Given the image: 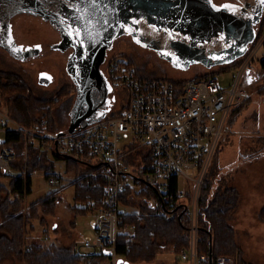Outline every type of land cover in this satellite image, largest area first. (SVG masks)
I'll return each instance as SVG.
<instances>
[{"label":"built area","instance_id":"2783aa9c","mask_svg":"<svg viewBox=\"0 0 264 264\" xmlns=\"http://www.w3.org/2000/svg\"><path fill=\"white\" fill-rule=\"evenodd\" d=\"M258 42L257 47L253 42L244 53L227 86L221 84L216 74L188 77L181 83L166 77L141 76L132 61L115 54L109 70L113 84L127 89L124 106L115 115H106L64 135L51 128L44 116L46 111L39 122L26 126L0 107V133L20 131L24 136V166L20 169L12 167L15 150L6 143L5 136H0V170L19 172L25 178L37 174L38 168L29 169L27 165L32 142L41 143L42 147L51 145L62 155L89 156L88 161L96 166H86L98 169L82 170L80 175L89 177L93 186L102 188L103 194L96 208H91L93 200L90 201L93 235L85 237L83 247H102L115 260L118 231L122 230L127 240L133 241L135 224L142 216L167 215L169 206L177 202L181 204L178 208L184 209L189 228V243L181 250V258L188 264H205L207 256L198 249L200 188L217 146L228 133L230 115L250 97L245 81L254 72L252 60L264 43V32ZM50 107L47 103L46 109ZM133 152H136L133 164L126 162L124 158ZM179 177L190 181L191 194L178 189ZM125 186L143 192H153L156 188L158 197L143 195L132 201L128 196L129 200L123 202ZM121 204L135 205L137 211L122 210ZM126 213H135V220L121 228L120 220Z\"/></svg>","mask_w":264,"mask_h":264},{"label":"rangeland","instance_id":"374dc122","mask_svg":"<svg viewBox=\"0 0 264 264\" xmlns=\"http://www.w3.org/2000/svg\"><path fill=\"white\" fill-rule=\"evenodd\" d=\"M13 23L15 35L19 41L42 42L45 47L48 43L57 40V33L54 32L52 26L38 16L19 14L13 18ZM258 41L259 39L253 46L257 47ZM131 42L130 36L127 35L119 38L116 42L115 54L129 55L141 76L165 77L171 76L172 72H175L174 75L189 74L192 77L201 73L216 74L221 84L227 86L236 74V67L233 63L219 68L205 69L201 65H194L195 62L186 60L183 52L176 47L164 45L161 49H153L140 45L134 46ZM263 55L264 46L262 45L256 51L255 59L252 60L254 72L251 73L249 80L247 78L248 82L245 81L250 97L248 101L243 102L240 114L230 115L228 133L220 142L221 150L217 157L212 158L208 169V171L211 170L214 164L213 174L218 183L232 185L239 190L238 206L230 223L236 231L238 243L243 248V257L250 264H264V221L259 218V211L264 206V94L259 92L260 87L264 85V70L258 63ZM42 69L51 71L54 76V80L48 86L38 83L37 76ZM0 72L20 76L27 84L29 91L37 97L50 96L64 87L67 96L62 97L55 104L52 118L58 129L68 126L73 99L68 96V86L71 81L65 71V55L62 52L52 51L22 62L0 50ZM37 85L43 88L40 87L39 90ZM117 95L120 104H124L127 100V89L124 86H117ZM0 136H4L3 132ZM249 153L253 155L247 156ZM47 159L52 166L38 168L37 174L30 176V192L25 194V200L22 202L20 211L25 220L28 219V225L31 224L34 227L27 232L25 239L26 241L56 242L65 246L91 249L82 245L87 235H93L90 219L94 214L88 209H80L86 206V203L75 198L74 184L71 183L74 176L65 171L64 159H56L51 153ZM91 161L94 162L95 158ZM2 181L7 182V178H2ZM178 189L188 195L191 194L192 185L190 181L179 177ZM53 190L59 191V201L56 203L53 214L43 216L46 224H42L39 219L30 217L29 203ZM120 207L127 212L137 211L135 205L121 204ZM185 218L188 219L186 215ZM112 264H117L114 257ZM133 264H188V262L181 258L180 253L166 250L158 254L155 260H144ZM217 264H234V262L229 257L221 256Z\"/></svg>","mask_w":264,"mask_h":264},{"label":"trees","instance_id":"16d2710c","mask_svg":"<svg viewBox=\"0 0 264 264\" xmlns=\"http://www.w3.org/2000/svg\"><path fill=\"white\" fill-rule=\"evenodd\" d=\"M264 32V20L261 29L254 41L262 36ZM264 46V43H263ZM243 60V57L234 62L236 67ZM260 68L264 70V55L258 60ZM199 75L195 77H201ZM174 82L181 83L182 80L169 78ZM259 92L264 94V85L260 87ZM64 87L50 96L44 95L37 97L29 91L24 80L13 73L0 72V107L7 114L18 122L30 126L39 122L44 111L53 130H59L53 118L52 111L62 97L67 96ZM56 98V99H55ZM248 101V98L243 102ZM238 104L232 113L240 114L244 103ZM51 107L46 109V104ZM124 106V105H123ZM113 113L112 115H115ZM6 143L15 150V160L12 163L14 169H20L24 166L23 152V133L20 131H10L4 134ZM221 145L217 146L215 155L221 150ZM53 154L56 159H64L65 171L70 172L74 178L71 183L74 184L75 198L85 201L86 206L81 210H89V204L92 202V209L100 204L103 194L102 188L93 186L89 177L80 175L83 170H96L97 167H88L72 158H66L51 145L41 146V143L32 142L28 147L27 165L29 168H50L52 163L47 159L49 154ZM84 160H90L89 156L77 155ZM136 152L126 156V162L132 163ZM253 154H247L252 156ZM213 165L211 170L205 176L199 195V241L198 249L207 256L205 264H209V237L212 235V256L213 264L221 256L229 257L234 264H250L243 257L244 251L237 241V235L234 227L230 223L234 211L238 206L239 190L228 184H219L213 174ZM6 177L7 182L2 178ZM31 177H24L22 173H7L0 170V264H112L113 254L106 253L103 248L80 249L74 246H65L56 242L41 243L36 240L26 241V234L33 225H28V219L25 220L20 211L22 202L25 200V194L30 192ZM175 181L173 180V189ZM59 191L53 190L47 192L40 199L30 202V217L39 219L40 223H45L44 215L53 214L56 203L59 201ZM153 194L158 197L157 190L153 192H143L133 189L131 186H125L121 199L123 202L138 200L143 195ZM179 203L174 202L167 215H158L152 213L148 216H142L137 221L135 229V240L128 241L126 234L120 230L117 234L116 260L121 259L120 264H133L139 261L155 260L158 254L166 250H171L179 254L189 243L188 224L185 213L179 217L180 208H176ZM74 208H78L74 206ZM90 208V209H91ZM143 205V210H145ZM42 215V216H41ZM259 218L264 221V206L259 211ZM135 220V213H126L122 215L119 226L122 228L124 223Z\"/></svg>","mask_w":264,"mask_h":264},{"label":"flooded vegetation","instance_id":"af4514ba","mask_svg":"<svg viewBox=\"0 0 264 264\" xmlns=\"http://www.w3.org/2000/svg\"><path fill=\"white\" fill-rule=\"evenodd\" d=\"M212 1L238 15L245 26L226 29L217 23L209 24V18L197 24L190 17H168L149 6L147 0H0V50L22 62L52 51L62 52L71 81L70 111L86 90L82 109L89 110L91 117L106 116L123 106L109 70L117 51L116 42L123 36H130L134 46L176 47L186 60L205 69L227 66L243 57L261 29L264 0ZM19 14L38 16L48 22L57 33V40L45 47L42 42L17 40L13 18ZM119 54L133 62L129 55ZM171 74L172 77H165L184 80L191 76ZM37 79L39 84L48 86L54 76L42 69ZM37 86L39 90L43 88Z\"/></svg>","mask_w":264,"mask_h":264},{"label":"water","instance_id":"95a60500","mask_svg":"<svg viewBox=\"0 0 264 264\" xmlns=\"http://www.w3.org/2000/svg\"><path fill=\"white\" fill-rule=\"evenodd\" d=\"M149 6L154 7L157 12H161L164 15L172 18L179 17H190L195 23H200L203 18H209L208 23H217L220 27L229 29L235 28L237 25L245 26L240 17L234 13L226 10L224 5H217L213 3L212 0H178V2H170L164 0H147ZM87 93L85 90L82 95H80L75 103V106L70 111V119L68 126L58 130V135H64L66 133L74 131L77 127L85 126L97 119L104 117L100 115L97 117H91L89 115V110H83L84 96ZM58 141H55V148L57 149ZM66 158H72L81 163L92 164L91 162L81 159L69 153L63 154ZM181 204L176 206L178 208ZM184 209L179 212V217L183 214ZM209 264H213L212 256V235L209 237ZM121 263V259H117V264ZM127 264V263H126Z\"/></svg>","mask_w":264,"mask_h":264},{"label":"bare ground","instance_id":"6f19581e","mask_svg":"<svg viewBox=\"0 0 264 264\" xmlns=\"http://www.w3.org/2000/svg\"><path fill=\"white\" fill-rule=\"evenodd\" d=\"M179 80H182V79H179ZM258 194H259V193H258ZM260 196H261V195H260ZM260 196H259V197H260ZM261 198H262V196H261ZM253 199H255V198H253ZM241 224H242V223H241ZM239 225H240V224H239Z\"/></svg>","mask_w":264,"mask_h":264},{"label":"crops","instance_id":"0c3cea01","mask_svg":"<svg viewBox=\"0 0 264 264\" xmlns=\"http://www.w3.org/2000/svg\"><path fill=\"white\" fill-rule=\"evenodd\" d=\"M248 80H249V78H248ZM248 82V81H247Z\"/></svg>","mask_w":264,"mask_h":264}]
</instances>
